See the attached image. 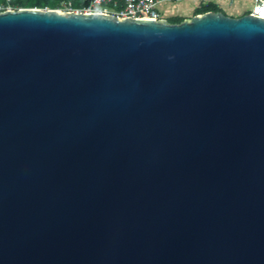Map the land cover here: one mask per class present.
<instances>
[{"label":"water","instance_id":"water-1","mask_svg":"<svg viewBox=\"0 0 264 264\" xmlns=\"http://www.w3.org/2000/svg\"><path fill=\"white\" fill-rule=\"evenodd\" d=\"M0 264H264V18L0 11Z\"/></svg>","mask_w":264,"mask_h":264},{"label":"built area","instance_id":"built-area-1","mask_svg":"<svg viewBox=\"0 0 264 264\" xmlns=\"http://www.w3.org/2000/svg\"><path fill=\"white\" fill-rule=\"evenodd\" d=\"M8 1V0H6ZM73 0H61L55 9L76 12H103L120 18L138 19L163 18L157 8L159 0H81L79 7L72 6ZM208 2L210 0H201ZM253 5L248 12L264 18V0H252ZM12 8L9 4H0V11Z\"/></svg>","mask_w":264,"mask_h":264},{"label":"trees","instance_id":"trees-1","mask_svg":"<svg viewBox=\"0 0 264 264\" xmlns=\"http://www.w3.org/2000/svg\"><path fill=\"white\" fill-rule=\"evenodd\" d=\"M61 0H0V4L5 5L9 4L12 8L18 7H39V8H55L59 5ZM73 7H79L83 4L81 0H73ZM206 11H222L217 5L214 3L201 4L194 9V14L203 13ZM223 12V11H222ZM181 17H172L168 19L171 22H178L182 20Z\"/></svg>","mask_w":264,"mask_h":264},{"label":"rangeland","instance_id":"rangeland-1","mask_svg":"<svg viewBox=\"0 0 264 264\" xmlns=\"http://www.w3.org/2000/svg\"><path fill=\"white\" fill-rule=\"evenodd\" d=\"M195 1L194 0H173L168 2V13H170L172 10H180V12L186 13V14H191L192 10L191 7L194 5ZM253 5L252 0H234L233 3L230 6H227V4L223 5L222 11L229 15V16H238L239 12L241 13L242 11H248ZM164 6V5H163ZM191 11V12H190ZM189 12V13H188ZM189 14V15H190ZM165 13H163V16ZM170 19V18H168Z\"/></svg>","mask_w":264,"mask_h":264},{"label":"crops","instance_id":"crops-1","mask_svg":"<svg viewBox=\"0 0 264 264\" xmlns=\"http://www.w3.org/2000/svg\"><path fill=\"white\" fill-rule=\"evenodd\" d=\"M170 1H173V0H159V2L157 3V8H158V11H159V13H160V15L163 17V18H166V19H168V18H172V17H181V18H185V17H189V16H191L192 14H193V12H194V9L196 8V7H198L199 5H201V4H207V3H214L215 5H217L221 10H222V8H223V5H225V4H227V6H230L232 3H233V1L234 0H210V1H208V2H203V1H201V0H194L195 1V3H194V5L191 7V10H192V12H191V14L189 15V14H186V13H181L180 12V10L178 11V10H172L170 13H168L167 11H168V2H170ZM164 5V6H163ZM249 11V10H248ZM248 11H242L241 13L239 12V15L238 16H240V15H242V14H245V13H247ZM163 13H165V15L163 16ZM237 17V16H236Z\"/></svg>","mask_w":264,"mask_h":264}]
</instances>
